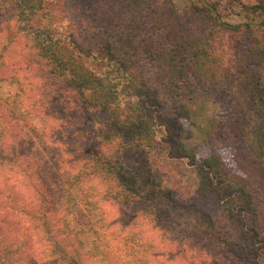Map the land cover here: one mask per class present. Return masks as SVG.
I'll use <instances>...</instances> for the list:
<instances>
[{"label": "trees", "instance_id": "trees-1", "mask_svg": "<svg viewBox=\"0 0 264 264\" xmlns=\"http://www.w3.org/2000/svg\"><path fill=\"white\" fill-rule=\"evenodd\" d=\"M197 8L189 18L201 16L203 23H214L225 32H235L241 27L248 29L250 25L225 21L215 12L212 3L204 2ZM248 10L262 17L259 24L264 28V0H257ZM181 20L185 28L179 23H169L163 17L158 0H0V81L8 79L18 87L14 94L0 95V169L5 165L17 166L16 176L25 178L27 185L16 179L21 189L10 190L5 181L0 180V264H78L77 260L81 262L86 255L67 259V246L62 247L64 240L58 237L60 234L70 240L77 237L79 229L72 219L77 205L74 196L63 189L65 199L54 208L45 189H29L32 143L29 149L21 147L22 150L15 151L11 157V150L4 148L7 138L10 147H16V142L19 146L26 143L21 133L25 125L18 120L14 123L18 127L16 133L10 131L3 135L1 131L9 125L5 118L17 102L23 103L24 116L37 115L43 120L41 135L49 147L51 162L68 186L83 188L80 204L88 210L102 207L103 216L95 231L101 241L106 234L100 228L106 223L114 221L121 225L120 219H109L111 211L106 200L110 197L133 208L134 216L161 210L159 196L148 198L137 189L142 178L153 174L150 171L157 172L155 166L147 159L138 167L129 168L117 158L124 145L141 146L142 150L149 151L155 147L156 128L143 102L149 101L160 116H167V126L181 118L190 120L200 86L209 81V39L203 32L187 35L189 24L185 22L186 17ZM23 38L35 52L34 59L39 61L35 62L44 63L49 73L62 79L78 102L74 98L73 103L66 106L59 100L62 101L60 111L54 109V101L44 97L43 87L33 78L35 65L29 57L22 53L10 54L11 47ZM260 50L264 64V45ZM244 82L254 120L248 115L242 130L260 161L264 156V80L260 71L249 68L245 70ZM30 107L33 111H29ZM66 107V111L81 109L85 115L88 133L85 140L91 144V151L79 145L84 136L74 140L80 131L76 132V127L67 121ZM234 121H240L239 115ZM215 125L224 127L222 122ZM65 127L68 130H64ZM209 136L212 137L210 131ZM177 149L194 165L200 176L201 190L209 189L210 174L218 177L220 173L219 153L212 151L198 162L192 148L180 144ZM114 155L116 161H102L103 157ZM95 172L103 173L104 177L97 178ZM153 179L158 182L157 178ZM244 193L250 199L251 193ZM151 200L157 201L156 204ZM53 216L59 222L57 226ZM178 220L176 225H180ZM182 220L185 226L188 222ZM143 225L139 223V228ZM5 227L14 228V235H5ZM17 228L19 236L22 231L25 235L29 230L45 232L42 240L46 243L38 250L33 249L30 239L28 246L21 244ZM133 235L135 232L130 233V239L139 237L138 246L143 244L147 249L163 247L167 240L165 236V240L150 237L153 242H146L144 233ZM130 260L126 261L131 263Z\"/></svg>", "mask_w": 264, "mask_h": 264}, {"label": "rangeland", "instance_id": "rangeland-1", "mask_svg": "<svg viewBox=\"0 0 264 264\" xmlns=\"http://www.w3.org/2000/svg\"><path fill=\"white\" fill-rule=\"evenodd\" d=\"M158 2L163 17L168 19L169 23H179L185 28L181 17H186L185 22L189 24L187 35H200L203 32L202 34L209 39L208 49L211 52L209 81L200 86L199 95L192 106L190 120L181 118L179 122L167 126L165 122L167 116H160L159 110L149 101H145L143 102L145 110L156 128L155 147L149 151L142 150L141 146L124 145L119 150L117 159L126 167H138L147 159L155 166L157 172L150 171L154 175L142 178L137 189L148 198L159 196L160 211L134 216L133 208H127L110 197L106 200V205L111 211L109 219H120L121 225L114 221L106 223L100 228V231L106 234L102 236L101 241L95 231L99 228L98 221L103 216L102 207L88 210L80 204L83 200V188L68 186L62 179L51 162L49 147L41 135L43 120L37 115L24 116V106L21 102H17L5 118L10 123L1 131L3 135L10 131L16 133L18 127L14 126V123L18 120L25 125L21 133L26 143L19 146L16 142V147H10L7 138L5 139L7 145L4 148L11 150V157L15 151L22 150L21 147L24 150L29 149L32 143L34 147L30 154L33 159L32 168L29 170L31 173V179H28L29 189H45L50 202L55 204L54 208L62 204L65 199L62 191L67 189L76 199L77 205H80L74 207L72 218L79 229L77 237L70 240L69 237L57 232L60 234L58 237L64 240L62 247L67 246V259L71 257L78 259L79 256L82 258L84 254L88 255H85L81 262L77 260L78 264H264V156L260 161L256 159L242 130L248 115L254 120L253 107L250 106L244 82L245 70L251 68L260 71L261 79L264 80V64L260 50V46L264 45V28L259 24L262 17L248 10V6L255 4L257 0H158ZM204 2L212 3L215 12L225 21L250 23L248 29L241 27L235 32H225L214 23H203L204 19L200 18L201 16L189 18V15L195 12V8L202 7ZM28 45L26 39H19L11 47L10 54L22 53L29 57L35 65L33 78L43 87L44 97L54 101V109L58 108L62 101L66 106L71 105L76 98L75 93L64 85L62 79L49 73L44 63L35 62L38 61L34 59L35 52L29 49ZM245 64L249 67L246 68ZM17 91L15 82L8 79L0 81L1 96L11 95ZM75 101L78 102V99ZM28 109L33 111L31 107ZM66 110L67 107L64 110L68 116L67 121L76 127V132L80 131L79 135L75 137L73 135L74 140L84 136L79 145L86 151H91V144L89 142L87 144L85 140L88 138L85 125L87 119L82 110ZM238 115L240 121L236 122L234 119ZM220 122L223 128L215 125ZM64 130L68 129L65 127ZM209 131L212 133L211 138ZM64 136L67 138V135ZM180 144L192 148L198 162L212 151L219 153L220 173L218 177L210 174L209 189L201 190L203 188L200 186V176L189 157L177 149ZM117 159L114 155L103 157L102 161L109 163ZM5 166L0 169V180L5 181L8 189H21L16 179H20L26 185V179L15 174L17 166ZM102 172L105 174L104 170ZM102 174L97 172V178L102 179L104 177ZM152 176L157 178L158 182ZM109 178L113 183L111 175ZM105 180L109 182L108 178ZM245 191L251 193L250 199L245 195ZM150 202L156 204L157 201ZM177 219L180 225H176ZM182 219L188 222L185 226L182 225L185 222ZM53 221L57 226L59 222L55 217ZM138 222L144 225L139 228ZM16 230L21 244L28 246L27 241L30 239L33 249L38 250L46 243L42 240V237L46 236L45 232L29 230L25 235L26 232L22 231L19 236L20 229ZM14 232V228L5 227L3 233L13 236ZM133 232L135 235L144 233L145 238L147 237L146 242H153L150 237L165 240L163 238L165 236L167 240L163 247L147 249L143 244L139 247V237L130 239V233ZM124 235L128 237L125 238ZM106 240L107 242L103 244ZM94 254L96 258H93ZM128 259H131V263L126 261Z\"/></svg>", "mask_w": 264, "mask_h": 264}]
</instances>
